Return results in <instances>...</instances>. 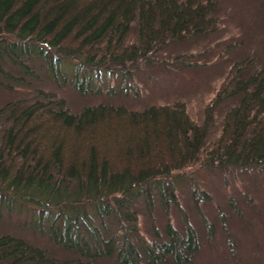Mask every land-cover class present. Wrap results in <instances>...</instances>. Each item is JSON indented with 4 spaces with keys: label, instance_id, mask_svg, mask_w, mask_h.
<instances>
[{
    "label": "trees",
    "instance_id": "obj_1",
    "mask_svg": "<svg viewBox=\"0 0 264 264\" xmlns=\"http://www.w3.org/2000/svg\"><path fill=\"white\" fill-rule=\"evenodd\" d=\"M215 9V2L201 0H0V58L24 70L25 59L33 55L61 83L66 77L60 67L73 62L70 83L77 91L81 71L99 81L102 72L112 78L119 72L126 81L122 89L138 95L131 69L150 62L168 43L214 33ZM133 23L137 43L125 45ZM245 61L241 68L235 65L236 75L206 105L200 125L183 103L139 111L99 104L72 113L63 98L43 89L16 117L19 101L0 108V116L14 117L0 141L2 196L36 203L40 216L49 218L51 241L79 254L60 260L0 235V264H96L113 254L123 263L167 256L177 264L190 262L199 242L179 204L176 173L200 161L216 109L228 99L237 98L238 104L223 117L205 165L224 171L264 168V76L244 73L252 63ZM189 184L193 209L210 229L200 207L210 197L192 180ZM156 195L165 214L171 207L181 214L184 234L169 219L163 233L154 227L147 237L139 230L135 204L142 198L153 222ZM104 216L117 225L108 238L102 233Z\"/></svg>",
    "mask_w": 264,
    "mask_h": 264
},
{
    "label": "rangeland",
    "instance_id": "obj_2",
    "mask_svg": "<svg viewBox=\"0 0 264 264\" xmlns=\"http://www.w3.org/2000/svg\"><path fill=\"white\" fill-rule=\"evenodd\" d=\"M201 1L216 3L213 15L219 18L217 30L203 37L168 43L150 62H139L130 68V83L139 89L138 95L122 89L126 81L120 79L119 72H114V78L102 72L99 81L93 72L91 77L88 72L81 71L78 75L81 86L77 91L70 83L75 66L73 62L65 61L60 67L61 76L66 77V83H61L59 79L55 81L45 63L33 55L25 59L24 70L8 58L1 57L0 108L19 101L16 117L37 99V89H43L63 98L72 113L99 104L139 111L152 105L183 103L189 116L197 124H202L206 105L236 75L235 65L241 68L242 61L247 60L245 64H248L249 59L252 63L244 73L262 71L264 76V0ZM131 28L125 45L137 43L136 24L133 23ZM25 72L27 75H23ZM4 74H8L10 79H5ZM237 104L238 99L233 98L218 106L216 121L210 129L200 161L176 173L179 177L175 186L178 201L199 242L192 260L181 264H264V168L224 171L205 165V153L211 150L220 136L223 117ZM14 117L9 118L8 113L0 116V141L3 130ZM17 166L11 174L15 173ZM191 180L210 197L209 201L201 200L200 207L211 230L200 221L193 209L189 191ZM154 192H158L155 187ZM11 195L2 196L0 191L1 236L22 239L60 260L79 256L76 250L65 251L51 241L47 227L49 218L40 216L36 203ZM85 206L88 207L87 212L94 213L89 205ZM79 208L85 209L82 206ZM134 208L139 216V230L147 237L152 236L154 227L163 233L167 219L180 234L185 232L181 214L174 207L165 214L157 195L154 198V223L147 215L142 198ZM114 222L111 217L104 216L102 233L105 238L115 233L117 225ZM134 260L130 263L127 259L128 262L123 263L122 258L120 261L113 254L98 259L96 264H177L171 256H167L165 261H146L143 257L139 261Z\"/></svg>",
    "mask_w": 264,
    "mask_h": 264
}]
</instances>
